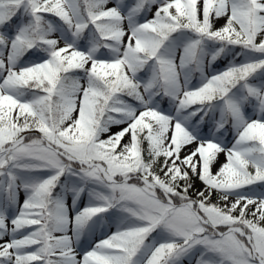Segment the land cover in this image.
<instances>
[{"label":"snow or ice","instance_id":"1","mask_svg":"<svg viewBox=\"0 0 264 264\" xmlns=\"http://www.w3.org/2000/svg\"><path fill=\"white\" fill-rule=\"evenodd\" d=\"M256 188L264 0H0V264H264Z\"/></svg>","mask_w":264,"mask_h":264},{"label":"rangeland","instance_id":"2","mask_svg":"<svg viewBox=\"0 0 264 264\" xmlns=\"http://www.w3.org/2000/svg\"><path fill=\"white\" fill-rule=\"evenodd\" d=\"M125 2L131 4L133 2V0H125ZM153 11H154V9H153ZM147 15H148V18H151V13H148ZM224 22L225 21L223 19L217 21L216 22V27L222 26ZM105 51H107V50H105ZM236 51H238V50H236ZM36 58L37 57L34 56V55L33 56H28V60L29 61L32 60V59H36ZM224 67H226V65ZM224 67L219 68V69H213V71L223 69ZM253 82L254 83H257L258 81H253ZM165 107H167V104L165 105ZM217 118H219V114L218 113H217ZM112 131L113 132L119 131V128L118 127H113L112 128ZM204 131L207 132L208 129L205 128ZM222 139H225L226 142L229 143V146H231V142L233 141V136L231 134L225 133L224 134V137H222ZM224 162H226L225 161V155L222 153V154L219 155L218 161L213 165V168H212L213 173H215L218 170L220 164H222ZM196 186H197V188H202L203 187V185L198 180L196 181ZM254 191L257 192V193H259L261 191H264V189L256 188V189H254ZM20 199H21V202H22V200H23V194H21ZM83 202L85 204L87 203V195L86 194H84V196H83ZM69 203H70V199H69ZM116 227H117V222H116L115 219H113L112 223H109L106 220L105 221H101L99 224L96 225V229H95L94 235L92 233H89L84 238L83 247L84 248H88L89 247V244L91 242H93L94 239L103 238V235L105 233L110 234L111 231H115L116 230ZM5 239H7V238H5ZM183 264H190V262H189V260L186 259V260H184ZM191 264H195V259L194 258L191 260Z\"/></svg>","mask_w":264,"mask_h":264},{"label":"trees","instance_id":"3","mask_svg":"<svg viewBox=\"0 0 264 264\" xmlns=\"http://www.w3.org/2000/svg\"><path fill=\"white\" fill-rule=\"evenodd\" d=\"M227 60L225 59H220L218 62H217V66H220L221 64H225Z\"/></svg>","mask_w":264,"mask_h":264}]
</instances>
